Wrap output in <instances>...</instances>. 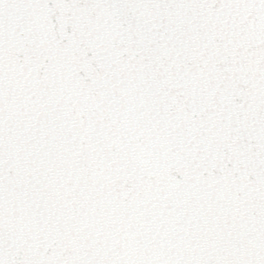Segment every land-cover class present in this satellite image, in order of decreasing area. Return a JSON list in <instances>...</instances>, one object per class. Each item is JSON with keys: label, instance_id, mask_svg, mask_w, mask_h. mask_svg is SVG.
Returning <instances> with one entry per match:
<instances>
[{"label": "snow or ice", "instance_id": "6c2138e0", "mask_svg": "<svg viewBox=\"0 0 264 264\" xmlns=\"http://www.w3.org/2000/svg\"><path fill=\"white\" fill-rule=\"evenodd\" d=\"M0 264H264V0H0Z\"/></svg>", "mask_w": 264, "mask_h": 264}]
</instances>
